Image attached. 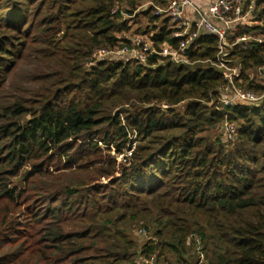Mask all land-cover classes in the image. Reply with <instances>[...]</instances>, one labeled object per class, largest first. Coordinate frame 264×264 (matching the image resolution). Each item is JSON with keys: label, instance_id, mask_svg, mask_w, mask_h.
<instances>
[{"label": "trees", "instance_id": "1", "mask_svg": "<svg viewBox=\"0 0 264 264\" xmlns=\"http://www.w3.org/2000/svg\"><path fill=\"white\" fill-rule=\"evenodd\" d=\"M165 1L0 0L8 11L0 31L11 33L0 32V60L10 59L0 65V264H149L151 257L153 264H264V104L223 109L230 124L240 122L229 151L210 134L223 120L215 100L224 80L205 62L214 57V36L197 39L190 64L87 66L96 50L128 44L119 35L136 15L156 29L155 47L174 46L168 20L152 9L135 13ZM255 14V25L236 35L252 41L236 44L230 60L241 66L240 87L260 92L247 71L264 66V0ZM22 61L33 72L14 82ZM136 106L138 113L121 112ZM128 130L138 144L128 165L117 164L110 150L122 152ZM159 132L167 134L155 141ZM55 156L62 166L47 165ZM72 169L90 184L54 176ZM21 173L23 189L15 181ZM47 177L66 184L28 188ZM32 192L50 194V204L65 194L67 203L23 228L14 210ZM138 221L147 223L137 227L141 247L127 231Z\"/></svg>", "mask_w": 264, "mask_h": 264}, {"label": "built area", "instance_id": "2", "mask_svg": "<svg viewBox=\"0 0 264 264\" xmlns=\"http://www.w3.org/2000/svg\"><path fill=\"white\" fill-rule=\"evenodd\" d=\"M152 9L154 16L160 20H168L171 38L175 45L162 43L159 47L153 44V34H134L124 37L128 44H123L116 49H99L92 54L89 66L97 62H110L137 65L147 67L151 58L155 59L152 67H163L166 62L174 64H190L188 51L197 48L196 41L203 35H212L216 39V50L209 65L222 74L224 85L219 89L220 93L215 100L216 109L226 117L223 109L238 106H259L264 104V66L254 68V77L258 81L254 83L260 86L262 91L251 93L241 91L240 84L235 85L241 77V66L233 64L230 56L236 44H246L252 41L249 35L236 36L242 29H249L255 25L256 0H166L162 6L153 2L142 4L135 13ZM115 13V10L112 14ZM126 14H122L121 21L128 20ZM236 36L233 43H229L228 37ZM260 42V40H258ZM253 77V78H254ZM251 81L253 79H250ZM241 81V80H240ZM253 82V81H252ZM225 91H229L228 94ZM166 107V106H163ZM167 108V107H166ZM226 139L233 143L236 140V127L233 124H224ZM127 144L121 153L116 154L117 164L128 165L132 153L137 145L135 131H127ZM139 236H144L142 229H137ZM140 258L137 264H140ZM154 257L149 259V264L154 263ZM202 260V257H201Z\"/></svg>", "mask_w": 264, "mask_h": 264}, {"label": "rangeland", "instance_id": "3", "mask_svg": "<svg viewBox=\"0 0 264 264\" xmlns=\"http://www.w3.org/2000/svg\"><path fill=\"white\" fill-rule=\"evenodd\" d=\"M3 1V0H2ZM121 7L127 9V6L126 5H122ZM8 11L7 10H1L0 11V21H4V19L6 18V15L8 14L7 13ZM159 21L156 22V24L158 25ZM128 25H130V31L125 34H120L119 37H131L133 36L134 34H142L144 32H146L145 34L148 36L152 33H154L156 31V29H151V26L150 24L148 25L147 23V19L145 16L143 15H136V17L132 20H129L128 22ZM27 27V25L25 26ZM34 31V29H33ZM33 31L31 32L30 34V37L32 36V33ZM0 32H5L4 30H1ZM11 35V33H8V32H5V35ZM15 43V42H14ZM230 43V42H229ZM8 47V44L6 45ZM34 47H37V46H34ZM12 49L13 51H18V47L15 46L13 44V46L10 48ZM10 61L9 57L8 56H2L1 60H0V65H3V66H6L8 64V62ZM12 65V64H10ZM88 67H90L89 65H87ZM42 72H44V70H41ZM33 72V67L31 66L30 62H27V61H22L20 62L16 68H14L12 74L14 75L13 76V81L14 82H17L18 81V78L20 77H27L28 75L32 74ZM247 75L249 76L250 79H253L252 81L254 83H256V81H258V78H255L254 77V70H249L247 71ZM254 77V78H253ZM242 85L243 87H245V83L243 81H236L235 82V85ZM21 87L22 89L24 90H27V89H31L33 90V88L35 87L34 84H27V85H23L21 84ZM243 87H240L241 91H245ZM229 91H225L226 94H228ZM246 92V91H245ZM251 93H258V92H254L253 90L250 91ZM186 105H181L179 107H176V109L180 112L183 111V108H185ZM136 108H139V107H135V108H126V107H123L121 109V112H123V109L124 110H128V109H134L131 112L132 113H135L139 110H137ZM143 108V107H142ZM166 107H162L161 106V110H165ZM129 112V113H130ZM124 117V114L122 113V116H121V119ZM224 124H230V122L223 116V120L220 124H218V126H213L211 133H213L212 135H214L215 138H217L221 144H224L225 146H227V150L229 151L230 148H232V144L231 142H229L227 139H226V134H225V131L224 129L222 128L224 126ZM240 124L239 121H237L235 124V127H238V125ZM129 132H131L129 130ZM167 133H164V134H161V132L159 133H156L155 134V141H158L159 140V137L162 136V135H166ZM203 135H206V133H204ZM237 142V141H236ZM1 144L5 143V142H0ZM138 144V143H137ZM154 146V144H153ZM75 149L77 150L78 148L75 147ZM85 149V146L83 145V149ZM75 150V151H76ZM2 152V151H1ZM74 153V152H71V154ZM110 154L111 156L114 158V160L116 161V153L114 152V148H111L110 150ZM64 162H61L56 158V156L52 159V162H48L47 165L48 166H57V167H60L63 165ZM83 165V164H81ZM83 172H76L74 171L73 169L70 170V171H61L60 173H57L55 174L54 176H61L62 177V180L64 182L66 181H72V180H75V179H80V180H85V182L89 183L88 181H86V179L84 178L83 176ZM24 176V173H21L19 179L15 180L17 182V185L19 186V188L23 189L24 187V184L22 182V178ZM119 177V175H117L115 178ZM36 183L33 185V186H28V188H37L38 186H41L39 188H44V189H47V186L45 184H50V185H56V186H63L65 185L66 183H63V182H60V181H56V180H53L51 178H43V179H39L37 181H35ZM94 182H98L97 181H94ZM94 182H91V183H94ZM108 183V181L106 180H102L100 179L99 183H97L98 185H101L102 187H104V185H106ZM90 184V183H89ZM110 185V184H109ZM109 185L105 186V187H109ZM117 184L113 183V186H116ZM120 186V184H119ZM40 195L39 192H32L31 195H27L29 197V199L27 201H25L23 204H22V207H21V210L20 209H16L14 210V213H15V217L17 218V223H19L23 228L27 227V224L31 223V219L33 218L34 215L36 214H39V215H44V212L48 209V208H53V206H56L57 208L59 206L62 205V202H66V200H62V199H66L65 197V194H62L60 195V197H54L53 199H57L54 203L50 204V201H51V195L50 194H46L44 196H38ZM77 198V197H76ZM78 199V198H77ZM69 201L71 200L70 198L68 199ZM79 200V199H78ZM75 201V200H74ZM80 201V200H79ZM73 202V201H71ZM1 206V205H0ZM62 206H66V205H62ZM80 206H84V203L81 204ZM58 215V214H57ZM145 221H138L136 223H133L132 225L130 224L129 225V229H127V231H129V235H130V238L134 239L135 242L137 243V246L138 247H141L142 245V241H144V239H140L139 238V235L137 234V227H139V225H142L144 226L145 224L147 225V223ZM150 235V234H149ZM151 236V235H150ZM11 237V236H10ZM141 259V258H140ZM140 264H141V261H140Z\"/></svg>", "mask_w": 264, "mask_h": 264}]
</instances>
